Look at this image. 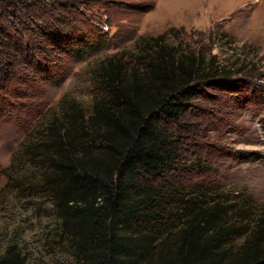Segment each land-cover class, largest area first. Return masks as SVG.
<instances>
[{
    "label": "rangeland",
    "instance_id": "obj_1",
    "mask_svg": "<svg viewBox=\"0 0 264 264\" xmlns=\"http://www.w3.org/2000/svg\"><path fill=\"white\" fill-rule=\"evenodd\" d=\"M263 22L264 0L0 2V259L12 249L22 264L74 263L23 147L68 106L91 112L101 64L123 54L126 67L143 69L141 38L170 30L174 52L212 62L228 78L222 87L201 84L185 116L169 125L179 160L153 184L203 193L219 212L230 207L237 250L264 221ZM63 29L75 33V52L57 46Z\"/></svg>",
    "mask_w": 264,
    "mask_h": 264
},
{
    "label": "trees",
    "instance_id": "obj_2",
    "mask_svg": "<svg viewBox=\"0 0 264 264\" xmlns=\"http://www.w3.org/2000/svg\"><path fill=\"white\" fill-rule=\"evenodd\" d=\"M170 31L141 38L143 69L126 67L123 54L101 64L91 112L68 106L44 137L23 147L40 170L73 264H264L262 219L234 250L240 228L230 207L219 212L203 193L153 184L179 160L169 125L185 116L201 84L222 87L228 78L212 62L174 52ZM59 37L61 50L76 51L75 33L63 29ZM0 264L22 260L10 249Z\"/></svg>",
    "mask_w": 264,
    "mask_h": 264
},
{
    "label": "bare ground",
    "instance_id": "obj_3",
    "mask_svg": "<svg viewBox=\"0 0 264 264\" xmlns=\"http://www.w3.org/2000/svg\"><path fill=\"white\" fill-rule=\"evenodd\" d=\"M259 24H260V26L257 29L260 30V31H264V22L263 23H259Z\"/></svg>",
    "mask_w": 264,
    "mask_h": 264
}]
</instances>
